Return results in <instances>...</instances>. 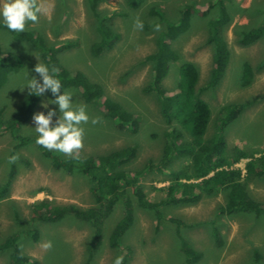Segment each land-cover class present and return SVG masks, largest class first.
Segmentation results:
<instances>
[{"label": "rangeland", "instance_id": "rangeland-1", "mask_svg": "<svg viewBox=\"0 0 264 264\" xmlns=\"http://www.w3.org/2000/svg\"><path fill=\"white\" fill-rule=\"evenodd\" d=\"M190 1L146 0L139 9L131 10L125 0H101L97 6L99 14L109 17L107 24L120 37L111 49L95 55L92 46L98 40L96 19L90 13L86 0H37L41 12L37 21L28 22L25 29H37L50 44L76 40L73 47L58 52L61 64L69 71H80L90 81L99 83L103 87L102 99L108 97L115 100L139 117L137 132L117 130L114 121L102 115V106L85 103L80 89H64L73 92L74 103L86 105L89 115V122L83 125L84 137L79 150L82 154L94 156L136 142L135 157L123 166L127 171L143 168L147 161H156L160 157L168 129L172 126L179 129V126L176 123L168 126L159 112L155 92L143 91V87L151 81V64L144 59L154 51V38L160 30V24L159 29L154 30L156 16L152 10L159 6L166 14L176 15L178 7ZM194 1L205 5L199 6L198 10L196 8L191 27L172 42V49L178 55V61L196 65L198 88L208 80L212 62V47L205 43L207 18L203 15L209 10L206 14L210 16L217 9L212 6L215 0ZM224 6L232 15L224 34L231 58L221 82L199 93L212 112L205 137L216 131L214 120L221 105L253 101L225 128L224 135L230 147L238 144L244 149H253L257 152L254 157H258L264 154V39L241 46L236 42L234 29L236 26L257 25L264 14V0H232ZM137 20L145 22L146 27L138 30L135 27ZM0 47L3 53L16 55L19 65L16 71L9 73L0 88V107L5 106L2 117L7 119L29 94L27 86L21 88L26 72L29 77L35 76L32 71L34 65L43 61L36 48L29 42L15 40L12 32L3 26H0ZM178 61L163 79L166 89L174 88L178 82ZM245 64L250 66L252 76L248 84L242 85L240 81ZM51 98L47 92L39 96L32 115L37 111H46L41 108V101ZM49 107L56 106L50 104ZM32 115L19 128L18 134H34L30 128L34 127ZM92 118L97 119L96 124L91 123ZM180 131L183 138H188L183 129L180 128ZM12 152L16 156L13 162L16 172L7 197L0 200V240L16 230L35 227L39 230L38 241L34 242L22 233L17 245L23 255L38 260V264H112L117 255L124 256L125 264H186V255L176 232L177 223L172 221L174 218L184 223L178 231L195 249L194 264H264V211L257 217L250 212L218 215L216 209L224 203V195L220 191L211 196L203 195L190 204H166L160 209L162 217L159 220L152 210L138 207L132 194L135 221L123 235L119 247L108 246V238L122 213L120 202L104 221L102 243L90 255L87 253L92 234L89 224L69 215L59 223L41 222L29 207L30 203L45 198L53 205L73 204L83 209L94 206L96 203L89 191L87 178L79 172L71 174L53 169L50 160L41 154L35 143L17 141L8 131L0 128V183L6 178L9 170L6 159L12 156ZM53 153L65 158L64 154ZM247 161L241 159L235 166L243 169ZM182 162L181 158L174 161L173 167ZM170 183L166 174L151 170L137 176L135 186L142 188L147 200L157 202L167 197L166 188ZM248 186L264 206V180L253 179ZM128 191L131 193V190ZM211 219L215 220L217 237L212 234ZM219 238L224 243L217 246ZM49 242L51 246L45 248L44 244ZM254 249L259 253L256 263H253ZM9 262L8 252L0 253V264Z\"/></svg>", "mask_w": 264, "mask_h": 264}, {"label": "trees", "instance_id": "trees-1", "mask_svg": "<svg viewBox=\"0 0 264 264\" xmlns=\"http://www.w3.org/2000/svg\"><path fill=\"white\" fill-rule=\"evenodd\" d=\"M100 1L86 0L90 13L96 19L95 29L98 40L92 46V53L95 55L102 50L111 49L120 37V34L107 24L109 17L99 14L97 6ZM145 1L125 0V4L129 9L137 10ZM230 1L232 0H215L212 6L217 9L216 12L210 16L206 14L209 10L204 12L203 16L207 18L205 43L212 47V62L208 80L198 88L199 72L196 65L189 61H178L179 57L172 49V42L189 30L196 8L198 10L199 6L203 7L205 4L196 3L194 0L185 2L178 7L176 15L175 13L166 14L165 10L159 6L152 10L156 16L154 22L160 24V30L154 38V51L144 59L151 64V81L143 87V91L155 92L163 120L168 126L176 123L179 129L176 126L168 129L160 157L156 161H147L143 168L134 171L123 168L135 157L138 148L136 142L94 156L85 155L79 151L77 158L70 156L60 158L37 145L35 133L18 134L19 128L30 119L39 101L37 96L26 94L13 115L7 119L2 117L5 106L0 107V128L8 131L17 141L26 144L35 143L41 154L50 160L53 169L71 174L79 172L84 175L96 203L94 206L83 209L73 204L53 205L49 199L45 198L29 204L34 217L45 223H59L69 215L89 224L92 234L87 253L91 255L102 243L104 221L111 214L114 206L120 202L122 213L114 223L108 238V246L119 247L123 235L135 221L132 194L136 198L137 206L152 210L158 220L162 217L160 209L166 204H190L198 201L203 195L211 196L218 191L224 195V203L216 209L218 215L230 216L236 212H250L257 217V214L264 211V206L257 197H254L248 186L253 179L254 181L264 180V154L254 157L257 152L252 151L253 149H244L238 144L230 147L224 135L225 128L253 101L227 102L221 105L214 120L216 131L205 137L212 112L209 104L199 96V93L204 89L214 88L221 82L230 61L231 52L224 36L226 26L232 21V15L224 6ZM143 27H146L145 22ZM235 28L236 42L241 46H248L264 39V14L257 25ZM12 36L17 41L29 42L38 50L44 63L59 70L61 91L69 87L80 89L83 101L87 104L102 106L104 109L101 112L102 115L113 120L117 130L133 133L138 131L139 117L115 100L108 97L102 99L103 87L99 83L90 81L80 71H69L61 64L58 52L73 47L76 40L50 44L39 35L35 28L25 29L19 33L12 32ZM177 61L179 63L178 82L175 83L174 88L166 89L163 86V79ZM18 66L17 56L3 53L0 47V88L7 81L9 73L16 71ZM244 67L240 81L242 85L248 84L252 76L250 66L245 64ZM180 128L186 132L188 138H183ZM14 154L15 152L11 153V155ZM180 158L183 162L173 167L174 161ZM241 159H248L244 173L240 168L234 167ZM6 160L9 170L5 180L0 183V200L7 197L16 172L15 163H10L9 158ZM151 170L164 173L171 180L166 188L167 197L157 202L147 200L142 188L135 186L137 176ZM128 190H131V193ZM175 191H178V194ZM172 221L177 223L176 232L180 238L181 249L186 255V264H194L195 249L178 231V227L184 223L177 218ZM209 224L212 234L217 237L218 229L215 227V220L211 219ZM155 228L157 229V226ZM22 233L28 235L32 241H38L39 230L35 227L19 229L0 240V253L8 252L10 262L7 264H38V260L29 258L19 251L17 240ZM223 243L222 238L217 240V246ZM253 257V263H256L259 258L256 249L253 250Z\"/></svg>", "mask_w": 264, "mask_h": 264}, {"label": "clouds", "instance_id": "clouds-1", "mask_svg": "<svg viewBox=\"0 0 264 264\" xmlns=\"http://www.w3.org/2000/svg\"><path fill=\"white\" fill-rule=\"evenodd\" d=\"M40 12L37 0H0V25L10 32H23L28 22L37 21ZM135 27L142 30L143 23L137 20ZM158 29L159 25H154V30ZM32 71L36 75L29 77L26 72L25 83L21 88L27 86L30 95L39 97L47 92L52 97L41 101V108L46 111H37L32 115L34 127L30 128L34 130L35 143L48 151L77 158L84 137L83 125L89 122L86 105L74 103L72 91H61L59 70L56 67L37 62ZM50 104L56 107H49ZM91 123L96 124L97 119L92 118ZM15 160V155L9 157L10 163ZM241 170L245 172L244 168ZM50 246V242L44 244L45 248ZM123 261L124 256L117 255L112 264H123Z\"/></svg>", "mask_w": 264, "mask_h": 264}]
</instances>
